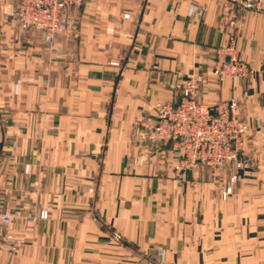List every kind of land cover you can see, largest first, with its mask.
<instances>
[{
	"label": "crops",
	"instance_id": "1",
	"mask_svg": "<svg viewBox=\"0 0 264 264\" xmlns=\"http://www.w3.org/2000/svg\"><path fill=\"white\" fill-rule=\"evenodd\" d=\"M18 1L0 0V211L14 218L0 264H264V3L83 0L48 43L16 25ZM232 33L252 74L220 80ZM192 74L201 101L237 100L251 128L227 198L233 165L178 181L173 143L149 137L155 103Z\"/></svg>",
	"mask_w": 264,
	"mask_h": 264
},
{
	"label": "built area",
	"instance_id": "2",
	"mask_svg": "<svg viewBox=\"0 0 264 264\" xmlns=\"http://www.w3.org/2000/svg\"><path fill=\"white\" fill-rule=\"evenodd\" d=\"M83 0H19L14 21L23 29L34 28L44 32L45 41L51 43L56 33L70 31V20L65 11L80 5ZM225 6L237 5L249 10L261 11L264 0H224ZM129 17V14H125ZM264 18V16H263ZM213 72L220 79H246L252 74L248 62L243 59L232 33L216 51ZM181 95L174 103L157 102L154 105L156 120L149 137L163 144L173 143L172 156L176 158L174 171L178 181H187L189 172L198 164L214 168L233 165L235 172L223 189L227 198L239 180V170L250 166V158L244 147L250 133V125L240 116L239 102L235 99L208 105L199 96V77L192 74L178 85ZM42 211L41 217L46 218ZM13 215L0 211V233L4 226L13 223ZM13 251L18 245L11 233H2ZM119 238L118 235H116Z\"/></svg>",
	"mask_w": 264,
	"mask_h": 264
}]
</instances>
